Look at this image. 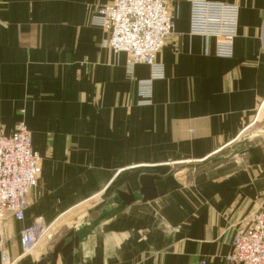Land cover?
<instances>
[{"label": "crops", "instance_id": "crops-1", "mask_svg": "<svg viewBox=\"0 0 264 264\" xmlns=\"http://www.w3.org/2000/svg\"><path fill=\"white\" fill-rule=\"evenodd\" d=\"M111 1L0 0V128L23 121L41 158L23 219L3 221L2 243L12 264H33L51 237L23 253L21 229L81 215L73 264H230L236 229L264 207V144L221 161L264 108V0H220L239 6L230 58L214 55V38L189 34L187 0H165L173 34L144 105L137 81L149 67L129 73L127 54L104 46L93 22ZM143 173L159 176L145 202ZM126 185L137 199L121 207Z\"/></svg>", "mask_w": 264, "mask_h": 264}, {"label": "built area", "instance_id": "built-area-1", "mask_svg": "<svg viewBox=\"0 0 264 264\" xmlns=\"http://www.w3.org/2000/svg\"><path fill=\"white\" fill-rule=\"evenodd\" d=\"M187 2L189 34L214 38V55L232 57L239 6L220 0ZM93 22L107 32L104 46L115 54H127L129 73L136 64L149 67V77L137 81V94L139 104H150L152 82L163 77V65L156 55L173 34V17L165 0H112L96 8ZM40 162V155L31 145L30 130L23 121H18L8 134L0 128L1 264L13 262L1 240L3 221L8 217L23 219L27 194L38 182ZM47 229L37 221L23 227L19 233L21 251L28 252ZM225 258L230 264H264V207L236 229Z\"/></svg>", "mask_w": 264, "mask_h": 264}, {"label": "water", "instance_id": "water-1", "mask_svg": "<svg viewBox=\"0 0 264 264\" xmlns=\"http://www.w3.org/2000/svg\"><path fill=\"white\" fill-rule=\"evenodd\" d=\"M237 149V148H236ZM234 149V150H236ZM235 161H238L239 158H234ZM159 179V176L156 174L143 173L138 178L139 188L138 193L141 201H149L157 197V188L155 186V181ZM118 201L120 206L124 207L127 204L135 201L137 197L133 194L129 185H126L125 190L117 191ZM82 216H78L77 219L69 222L64 228V231H52L53 234L52 243L53 248L45 256H42L38 261L33 264H56L57 257L60 254L64 259L65 264H73V261L76 259V255L73 253L74 249L78 246L79 236L71 228L72 224L78 222ZM68 227V228H66ZM71 228V229H70ZM68 239V240H66Z\"/></svg>", "mask_w": 264, "mask_h": 264}, {"label": "rangeland", "instance_id": "rangeland-1", "mask_svg": "<svg viewBox=\"0 0 264 264\" xmlns=\"http://www.w3.org/2000/svg\"><path fill=\"white\" fill-rule=\"evenodd\" d=\"M239 146L236 150L231 149L229 152L227 151L225 154L226 156L222 158L221 161L225 160H230L233 159L236 155H240L244 153L245 149L248 148L251 145L254 144H259L262 145L264 144V108L258 113L257 117L255 118L254 122L248 126H246L241 134L239 135ZM224 154V153H223ZM219 162V160H212L211 163H214L213 165H216V163ZM77 219V218H76ZM79 221V220H78ZM77 223V222H75ZM74 223V224H75ZM74 224H72V229L74 228ZM68 228V227H66ZM70 228V229H71ZM64 227H60V229L57 226L51 227L46 233L45 236L51 237V240L53 238V234H51L52 231L57 230L59 231H64ZM66 230V229H65ZM44 236V237H45Z\"/></svg>", "mask_w": 264, "mask_h": 264}]
</instances>
